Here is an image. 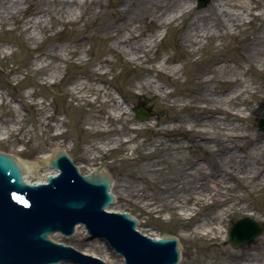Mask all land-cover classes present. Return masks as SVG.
Here are the masks:
<instances>
[{"label": "bare ground", "instance_id": "1", "mask_svg": "<svg viewBox=\"0 0 264 264\" xmlns=\"http://www.w3.org/2000/svg\"><path fill=\"white\" fill-rule=\"evenodd\" d=\"M30 1L0 0L1 31L11 23L14 25L13 30L18 31L24 41H36L35 32L37 30L42 33L48 31L47 20L50 28L57 25L75 26L83 22L87 33H76L67 40L69 42L61 50L65 54L75 55L79 49L83 48L84 37L92 39L90 28L86 27L88 21L105 15L94 27L95 36L112 41L113 46L109 48V51L113 54L116 50L121 52L127 58L126 62L136 66L140 72L137 77L128 80L131 88L129 91H137L143 102L160 103L174 112L167 119H162L156 114L153 119L139 120L137 109H141L146 115H151V113L144 106L131 108L132 102L126 98V93L122 95L118 92L119 98L126 104L124 107L122 102L110 94L108 87L92 88L83 82L74 83L69 93L79 95V101L88 105L91 101L85 93H92L96 96L93 103L100 105L96 116L98 120L96 130L97 133L107 136L100 146L89 145L84 149L83 157L88 164H91L89 171L85 174L92 173L93 162L101 159L107 152L118 149L129 151L132 155L143 153L148 158L153 157L159 151L172 152L168 149L170 144L177 149L185 146L189 153L204 152L205 155L212 156L227 153L221 163L214 165L216 175L208 176L204 172L202 162H196L194 166L198 181L189 189L183 185L160 184L158 192L152 191V194L148 196L143 189L134 190L132 186L124 183L118 186L119 192L114 193L115 183L113 177L110 176L109 193L115 201L106 208L107 212L122 211L117 206L121 199H126L133 200L134 203L142 205V208L146 211L149 209L150 212L168 210L171 216L173 211L178 210L177 215L180 219L191 220L199 214V211L191 208L190 204L199 207L217 205V212L205 214L190 230L195 237L204 238L215 244L222 243L220 237L222 233H227L226 229L223 230L225 219L237 213L247 212V206L241 204L245 196L238 194L237 190H244L247 193L264 191V146L259 144L261 137L251 136L248 129L234 125L233 121L244 122L249 117L239 112L231 113L228 107L242 104L244 109L251 113L261 112L259 119L264 120V107L261 103H257L252 110L249 109L251 100L264 98L263 95L261 96V93H264V86L258 85L253 79L246 81L243 78L244 74L235 75L232 73V68L226 65L227 60L216 59L215 67L210 70L212 76L208 75L199 81L198 86L176 96L173 91L165 88L170 85L171 81L168 79L159 81V78L165 74L169 79L176 77L182 71V66L167 67L172 62L169 57L160 58L159 61H156V57H148L162 34L158 35L154 32L146 34L144 27L149 23L155 29H179V40L189 50L188 58H192L199 53L203 43L223 40L227 36L236 35L235 32H239L242 27L249 26L250 32L244 37L242 45L243 61L248 71L256 70L257 65L264 67V0H211L208 7L203 10L193 7L196 0H119L113 4L109 0H106L105 4L102 0H35L36 8L32 11L31 17L21 19ZM23 5L25 7H22ZM102 7L105 9L103 13L100 12ZM40 57L60 59L55 46L47 52H42ZM111 66V62L105 59L100 63L99 69ZM48 69L49 65H38L35 72L45 75ZM110 72H112L111 68ZM215 73L227 74L224 79L217 80ZM99 79L105 82L104 72H101ZM211 84H215V87H211ZM0 97H2L1 94ZM130 113H133L138 121L144 122L132 128L128 127V123L133 121ZM259 119L256 120V126ZM22 122L23 120L16 116L11 118L10 122L2 120L0 137H11L13 133L23 128ZM219 122L229 123L228 126L232 127L231 132H229L230 128H221L218 125ZM117 124L121 125L120 129L115 127ZM142 130L151 131L155 138L151 137V139L147 138L139 142L137 135ZM179 130L190 133L189 143L175 136L179 134L177 132ZM259 130L264 132V130ZM132 133L136 136L131 135ZM62 134L63 131L57 130L52 137ZM210 143H215L216 150ZM61 145L62 143L58 141L54 147H60L64 154L69 156ZM53 149L29 162L20 163L12 155L17 163L24 167L23 179L26 182H28L26 173H33L29 180L32 185L46 183V175L58 173V170L51 169L46 161V158H50ZM239 151L244 153L240 155ZM251 157L254 158L253 163L246 161L245 158ZM70 161L82 174L71 158ZM41 163H48L49 168L45 169L40 176L35 172L40 168ZM160 165L158 159V161L144 163L141 168L146 172H154L159 170ZM101 170L103 173H108L102 165L98 166V173ZM224 177L233 180L235 185L228 184ZM171 181L168 180L170 184H172ZM250 216H254V213ZM139 224L137 222V225ZM262 242V248L258 251L264 256V238ZM261 259L264 260L259 255L246 258L236 257L230 259L229 264H258Z\"/></svg>", "mask_w": 264, "mask_h": 264}, {"label": "rangeland", "instance_id": "2", "mask_svg": "<svg viewBox=\"0 0 264 264\" xmlns=\"http://www.w3.org/2000/svg\"><path fill=\"white\" fill-rule=\"evenodd\" d=\"M118 1L109 0L111 4ZM197 1L194 2L193 7L197 10H203L208 7L211 0L204 8H199ZM102 2L105 4L106 0H102ZM35 3V0L30 1L26 6L27 11L21 19L31 17L32 11L36 8ZM104 11L105 9L102 7L100 12L103 13ZM103 17L105 15L88 21L86 27L90 28L92 39L84 37L83 48L79 49L75 55L65 54L61 50L69 42L67 40L76 33H87L83 22L75 26L57 25L50 28L47 20L48 31L42 33L37 30L35 32L36 41H24L19 32L13 30L14 25L11 23L2 31L0 28V94L2 95L0 97V125H2V120L10 122L14 116L23 120L21 130L13 133L11 137H0V152L6 151L14 155L20 163L29 162L36 160L41 154L49 152L54 148L55 143L60 141L62 148L66 149L80 172L82 174L87 173L91 164H88L83 157L84 149L89 145L100 146L107 139V136L97 133L96 130L98 123L96 116L100 108L99 104L93 103L96 96L92 93H85L91 101L87 105L78 100L79 95L69 93L70 87L76 82L86 83L92 88L97 86L108 87L110 94L120 102L122 99L119 98L118 92L126 93V98L132 102L130 107L144 106L151 113L149 119H153L156 114L162 119H167L174 113L170 108H166L160 103L143 102L137 91H129L131 88L128 80L137 77L140 74L139 69L127 63V58L118 50L114 54L109 51V48L113 46L112 41L95 36L96 29L94 27ZM144 31L146 34L153 32L158 35L162 34L154 50L148 54L149 58L156 57L157 61L160 58L169 57L172 62L167 67L182 66V71L176 77L169 79L165 74L159 78V81H167V79L171 81L170 85L165 86V88L173 91L176 96L198 86L201 79L211 75L210 70L215 67L216 59L227 60L226 65L232 68V73L235 75L244 74L243 78L246 81L253 79L258 85L264 86V67L257 65L256 70L248 71V67L243 61L242 45L245 40L244 37L250 32L249 26L242 27L239 32H235L236 35L227 36L223 40L203 43L199 53L192 58H188L189 50L179 40V29H155L147 23ZM52 46L57 47V54L60 55V59L52 60L40 57L42 52L51 50ZM105 59L109 60L112 66L101 70L99 65ZM38 65H49L48 73L45 75L37 74L35 68ZM110 68L112 72H110ZM101 72L105 73V82H101L99 79ZM226 74L215 73L214 76L217 80H222ZM177 77L179 79H176ZM211 87H215V84H211ZM262 95L264 97V93H261ZM251 101L249 107L251 110L257 103H261L264 107V98ZM122 104L126 107L124 102ZM228 109L231 113L239 112L241 115L249 117L244 122L235 120L232 123L248 129L251 136L259 135L261 137L259 144L264 146V132H261L256 126V120L261 118V112L251 113L245 110L242 104L236 107H228ZM130 114L133 121L128 123V127L132 128L144 122L138 121L133 113ZM228 124L227 122L218 123L221 128H230L229 132H231L232 127ZM115 127L120 129L121 125L117 124ZM57 130L63 131V134L52 137ZM177 132L179 134L175 136H178L179 140L189 143L190 133L180 132V130ZM244 133L246 132L244 131ZM131 135L136 136L135 133ZM137 136L139 142L147 138H155L151 131L144 130L139 132ZM210 145L216 150L215 143H210ZM168 146L172 152L159 151L151 158L143 153L132 155L131 152H125L121 149L112 150L93 163L97 167L102 165L104 170L111 174L115 183L114 193L119 192V185L126 183L132 186L134 190L143 189L149 196L152 191L158 192L160 189L158 185L160 184L183 185L189 189L198 181L194 166L196 162H202L205 168L204 172L208 176L216 175L214 165L221 163L223 158L227 156V153L215 156L205 155L204 152L189 153L185 146L179 149L171 144ZM189 149L191 150V148ZM94 153L97 155L96 152ZM239 153L242 155L244 152L239 151ZM158 159L161 163L159 170L146 172L141 168L144 163L158 161ZM245 159L250 163L254 161L252 157ZM47 168H49L48 163H41L40 168L35 173L41 176ZM31 174L33 173H26L28 181L31 180ZM224 178L228 184L235 185L233 180ZM168 180H173L171 181L172 184ZM237 191L238 194L245 196L244 202L241 204L247 206V212L237 213L225 219L223 230L226 229L227 233H222L220 237L222 243L216 244L208 242L204 238L195 237L190 229L205 214L217 212V205L199 207L190 204L191 208L199 211V214L191 220L180 219L177 215L178 210L173 211L171 216H169L168 210L150 212L147 209L146 211L141 207L142 205L134 203L133 200L121 199L117 208L134 216L140 223L137 228L143 234L151 237H164L165 235L176 237L180 250L178 264H229L230 259L236 257L246 258L259 255L264 258L258 251L262 248L264 232L252 243L237 249L232 248L227 241L228 230L238 219L248 217L264 227V191H250L249 193L244 190ZM251 213H254V216H250ZM262 263L264 260L258 261V264Z\"/></svg>", "mask_w": 264, "mask_h": 264}, {"label": "water", "instance_id": "3", "mask_svg": "<svg viewBox=\"0 0 264 264\" xmlns=\"http://www.w3.org/2000/svg\"><path fill=\"white\" fill-rule=\"evenodd\" d=\"M208 2L199 0L198 7ZM136 112L139 120L150 117L141 109ZM257 126L264 130V120ZM14 159L0 152V264H177L175 238L143 236L135 230V217L104 210L115 201L109 193L110 173H98L95 165L92 173L81 175L69 156L54 147L46 161L57 175H46V184L27 185L24 167ZM77 224L91 240L81 226L72 236ZM262 232L260 224L244 218L229 229L228 242L239 248ZM54 233L69 237H52L69 246L51 241L48 236Z\"/></svg>", "mask_w": 264, "mask_h": 264}]
</instances>
